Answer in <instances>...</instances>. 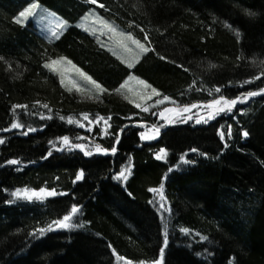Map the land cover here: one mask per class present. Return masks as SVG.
<instances>
[{
    "label": "trees",
    "instance_id": "1",
    "mask_svg": "<svg viewBox=\"0 0 264 264\" xmlns=\"http://www.w3.org/2000/svg\"><path fill=\"white\" fill-rule=\"evenodd\" d=\"M31 1L67 22L57 37L16 20ZM95 1L0 0V264H136L161 247L164 264H264V93L243 99L264 89V0ZM89 10L148 51L124 63L77 26ZM62 58L100 87L94 99L48 67ZM130 73L167 112L120 92ZM148 129L159 137L143 141ZM41 188L57 195L15 193Z\"/></svg>",
    "mask_w": 264,
    "mask_h": 264
},
{
    "label": "rangeland",
    "instance_id": "2",
    "mask_svg": "<svg viewBox=\"0 0 264 264\" xmlns=\"http://www.w3.org/2000/svg\"><path fill=\"white\" fill-rule=\"evenodd\" d=\"M89 2H96L95 0H88ZM28 10L29 15L25 22L31 20L37 27L39 33L46 39L50 40L59 35V33L67 26V22L58 16L53 11L39 5L35 1H31L22 11ZM19 22V14L16 17ZM24 22V23H25ZM77 26L84 29L89 33L95 34L99 43L106 49L112 51L114 54L119 56L124 63L132 66L136 61L145 53L143 50L147 46L133 38L130 34H127L107 20L102 18L94 10H89L78 22ZM143 45V48L141 47ZM148 49V48H147ZM48 67L55 72L63 85L71 89V91L80 93L87 98H95L100 92V87L93 83V80L79 67L74 65L68 59H58L54 62H49ZM120 92L125 95L127 99L132 101L134 104L142 107L145 111H149L152 108H158V110L169 109L171 100L162 97L157 90L148 85L144 80L136 77L130 73L120 86ZM175 111L171 112L166 118L174 116ZM153 128L155 126L153 125ZM143 133L151 139L143 141L155 140L160 135L159 129H148L144 130ZM82 152L83 148H79ZM104 151V150H103ZM107 153V152H105ZM49 191L45 189V192L41 193L40 190L33 189H20L16 191V196L24 199H44L48 196ZM55 192V191H54ZM118 258V257H116ZM159 259V256L158 258ZM155 259V260H156ZM153 261H144L136 264H153ZM118 264H132L131 261H127L122 258H118Z\"/></svg>",
    "mask_w": 264,
    "mask_h": 264
},
{
    "label": "snow or ice",
    "instance_id": "3",
    "mask_svg": "<svg viewBox=\"0 0 264 264\" xmlns=\"http://www.w3.org/2000/svg\"><path fill=\"white\" fill-rule=\"evenodd\" d=\"M28 15H29L28 10L21 11V12L19 13V23L23 24V23L25 22V19H27ZM141 47L143 48V45H141ZM143 50H144L145 52L148 51L147 48H144ZM93 83H95V81H93ZM260 92H261V93H264V89H261ZM257 94H258V93H256V92H249V93H247L246 95H244L243 99L246 101V100L249 99V97L256 96ZM165 99H168V98L166 97ZM220 100H221V101H224V97L221 96V97H220ZM236 103H237V100H228V101L224 104L223 107H218V108L216 109V111H217V112H224V111L231 112L233 106H234ZM137 107H139V106H137ZM184 110L187 111V106L185 107ZM164 111L167 112L166 109H165ZM163 115H164V113L162 112V113H161V116H163ZM85 118L87 119V117H85ZM167 122H168V123H174L175 120H173V119H168ZM229 135H231V129H229ZM140 136H141L143 139H145V140L151 139V137L146 136L143 132L140 133ZM243 136L247 137V136H248V132H247V131H243ZM223 138H224V137H223V134H221V139L223 140ZM62 139H63L65 142H67L68 137L65 136V137H63ZM76 147H77V148H83L84 145H82V144H78V145H76ZM225 147H227V144H225ZM98 150H99V149H98ZM104 151L107 152L108 149H104ZM111 151H112L113 153H115V152L117 151L116 147L113 146L112 149H111ZM193 151H195V149H193ZM160 152H161V153H164V152H165V149H164V148H161V149H160ZM86 155H91V153H86ZM204 155H207V154L205 153ZM159 159L163 160V159H164V156H163V155L159 156ZM181 159H183V157H181ZM10 163H15V161H10ZM192 163H194V161H192ZM169 171H171V169H170ZM121 177H124V179H127V178H128L123 172H120V173L117 174V176L115 177V179L118 180V179H120ZM80 179H81V175H77L76 180L78 181V180H80ZM153 190H154V189H153ZM40 192H41V193L45 192V189L41 188V189H40ZM47 195H48V196H54V195H57V193H55L54 191H49V192L47 193ZM29 199H31V197H29ZM76 212H77V205H76V204H73L72 207H71V212H69L67 215H65V216L63 217V220H61V221H54V224H55L56 228H57V229H67V228H69L70 225L67 223V221H69V219L72 217V215H73L74 213H76ZM48 227H49V229H51V228H52V225H49ZM72 227H75V225H72ZM46 231H47L46 229H43V228L40 229V230H39L40 235L43 236V235L46 233ZM182 231H183V232H187L188 229L185 228V229H182ZM201 239H203V237H201ZM164 243H165V244L168 243V237H167V234H166L165 237H164ZM165 253H166V248H165V247H161V248L159 249V259L154 260V261H153V264H164Z\"/></svg>",
    "mask_w": 264,
    "mask_h": 264
},
{
    "label": "bare ground",
    "instance_id": "4",
    "mask_svg": "<svg viewBox=\"0 0 264 264\" xmlns=\"http://www.w3.org/2000/svg\"><path fill=\"white\" fill-rule=\"evenodd\" d=\"M259 92H260V91H257L256 93H259ZM235 100H237V103L239 102V99H238V98H236ZM237 103H236V104H237ZM236 104H235V105H236Z\"/></svg>",
    "mask_w": 264,
    "mask_h": 264
}]
</instances>
